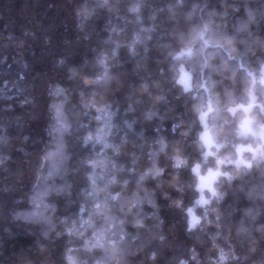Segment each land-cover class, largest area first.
I'll use <instances>...</instances> for the list:
<instances>
[{
	"label": "clouds",
	"instance_id": "clouds-1",
	"mask_svg": "<svg viewBox=\"0 0 264 264\" xmlns=\"http://www.w3.org/2000/svg\"><path fill=\"white\" fill-rule=\"evenodd\" d=\"M0 264H264V0H2Z\"/></svg>",
	"mask_w": 264,
	"mask_h": 264
},
{
	"label": "trees",
	"instance_id": "trees-1",
	"mask_svg": "<svg viewBox=\"0 0 264 264\" xmlns=\"http://www.w3.org/2000/svg\"><path fill=\"white\" fill-rule=\"evenodd\" d=\"M0 2H2V0H0Z\"/></svg>",
	"mask_w": 264,
	"mask_h": 264
}]
</instances>
